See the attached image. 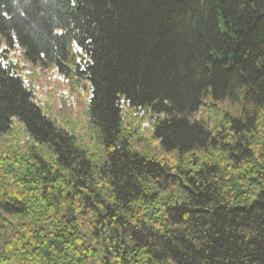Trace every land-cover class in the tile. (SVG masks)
Segmentation results:
<instances>
[{
	"label": "trees",
	"instance_id": "16d2710c",
	"mask_svg": "<svg viewBox=\"0 0 264 264\" xmlns=\"http://www.w3.org/2000/svg\"><path fill=\"white\" fill-rule=\"evenodd\" d=\"M12 50L88 84L100 153ZM1 137L0 264H264V0H0Z\"/></svg>",
	"mask_w": 264,
	"mask_h": 264
},
{
	"label": "rangeland",
	"instance_id": "374dc122",
	"mask_svg": "<svg viewBox=\"0 0 264 264\" xmlns=\"http://www.w3.org/2000/svg\"><path fill=\"white\" fill-rule=\"evenodd\" d=\"M9 60L14 63H21L22 52L12 50L9 53ZM20 65L18 74L25 79L34 89L35 98L41 105L45 114L53 117L56 122L66 130L72 132L80 144L86 145L90 150L100 153L99 144L93 133L89 130L86 122V103L89 97V87L85 81H75L65 79L57 74L55 66H50L45 70L37 67H30L26 62ZM124 119L130 121L127 114ZM17 137L14 140L25 142L22 131L15 125ZM12 140L6 137L0 138V145H12Z\"/></svg>",
	"mask_w": 264,
	"mask_h": 264
}]
</instances>
